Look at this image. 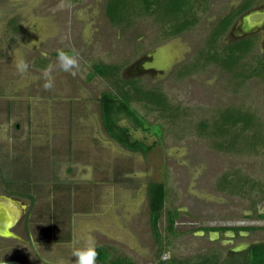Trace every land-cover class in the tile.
<instances>
[{"label": "rangeland", "instance_id": "obj_1", "mask_svg": "<svg viewBox=\"0 0 264 264\" xmlns=\"http://www.w3.org/2000/svg\"><path fill=\"white\" fill-rule=\"evenodd\" d=\"M107 1L0 0V183L12 185L0 186V203L6 205L7 193L23 195L15 200L13 231L24 240L0 238V262L75 264L70 242L86 234L108 260L133 264L193 259L208 251L224 255L233 247L264 242V220L256 218L264 216V158L260 152L218 151L217 140L198 126L205 123L212 132L218 112L231 108L250 112L264 125V82L236 77L237 69L202 59L190 74L179 77L175 71L194 63L210 30L236 0H207L197 24L170 40L162 38L154 17L112 25L105 16ZM60 49L78 54L75 76L59 69ZM15 54L27 61L26 73L17 72ZM97 64L115 65L124 80L159 88L176 109L175 121H159L133 105L150 125H162L160 138L132 132L152 147L146 155L127 151L103 131L99 99L112 86L91 76ZM49 65L55 84L45 90L42 70ZM235 171L248 181L245 192L220 189L222 177ZM151 183L166 188L159 219L163 244L169 243L167 211L178 215L179 236L164 248L154 243L150 230L146 192ZM247 218L262 230L232 240L222 232L210 237L198 231L248 226Z\"/></svg>", "mask_w": 264, "mask_h": 264}, {"label": "trees", "instance_id": "obj_2", "mask_svg": "<svg viewBox=\"0 0 264 264\" xmlns=\"http://www.w3.org/2000/svg\"><path fill=\"white\" fill-rule=\"evenodd\" d=\"M203 7V9H202ZM208 8L207 0H108L105 5V16L112 25L132 23L136 17H154L164 40L181 36L193 28L197 22V12ZM233 13L224 17L210 30L204 49L199 51V56L192 64H184L175 71L183 77L199 68L201 60L208 63H217L227 71H235L236 77L246 80L259 78L264 82V60L253 56L249 61L244 60L248 55L249 47L242 42L223 44L220 42L231 26ZM220 42V44H219ZM57 55V54H56ZM256 57V58H255ZM246 72L240 75L238 72ZM120 69L115 65L97 64L92 67L91 76L95 75L110 82L111 91L104 92L99 99L100 121L105 134L115 143L132 153L146 155L152 150L151 146L134 139L133 131L152 133L157 138L162 136L161 124L150 125L145 115L156 114L159 121H175L177 118L164 93L156 87L144 88L137 80H124L119 76ZM133 105H138L145 115L140 114ZM218 119L213 121L212 132L207 131L205 123H199V131L208 135L210 132L216 150L235 155L259 154L264 158V125L248 111L241 109H227L218 112ZM127 125H122V122ZM163 121V122H164ZM128 125H130L128 127ZM132 127V130H130ZM248 181L239 176V171L227 173L220 180V189L237 194L245 192ZM255 188V186L253 187ZM263 188V187H262ZM264 190V189H263ZM254 191V189H252ZM149 201V225L154 243L161 248L159 232V219L161 218L165 202L166 188L164 184H152L147 189ZM264 201V197H263ZM177 217L176 211H167L165 231L172 232L173 219ZM99 253L97 262L101 264H133L128 259L116 258L108 260L103 248L97 247ZM230 258L232 261H230ZM222 264H264V245H255L242 255H232ZM219 258L200 257L196 261L186 264H217ZM177 262V261H175ZM170 262L169 264H175ZM180 264H184L181 262Z\"/></svg>", "mask_w": 264, "mask_h": 264}, {"label": "flooded vegetation", "instance_id": "obj_3", "mask_svg": "<svg viewBox=\"0 0 264 264\" xmlns=\"http://www.w3.org/2000/svg\"><path fill=\"white\" fill-rule=\"evenodd\" d=\"M231 13H233L234 16H236V17H235V19H233V22H232L231 26L229 27V29L227 30V32L221 36L220 42L227 45V44L243 41V43H244L243 45H246L247 47H249L248 55L244 56V58H247L250 56L249 58L252 59L253 56H257V57L264 60V0H236L235 2H233L231 4L230 9L228 10V12H226V14L223 17H221V19H223L224 17L228 16ZM221 19H219L218 21H220ZM218 21L216 22V24L218 23ZM213 27H212V29H213ZM226 36H228V37H226ZM257 48L260 49V51H259L260 54L254 52L255 50H257ZM177 68L178 67L176 66L175 69H177ZM5 184L0 183V186L2 187V185H5ZM10 185L11 184H9V182H7L6 186L9 187ZM19 185H21V184H19ZM20 189H22V188L20 187ZM14 195H15L14 193H12V194L7 193L8 199H6V202H5L6 205L4 206L3 203L2 204L0 203V206H1V208L4 207L5 211L7 210V211L15 214V209H16L15 200L18 203V200H21L20 198H23V195H20V196L15 195L16 197ZM21 209H22V211H24V208H21ZM256 218L259 220H264V216L261 214H258L256 216ZM16 220H14V224L11 228V231H13V227L16 223ZM247 220L250 221L248 226H244V225H241V226L235 225L234 226L233 225L232 227H219V228L209 227V229L208 228H202V229H199L198 231H202L199 233L200 235H203L204 231H208V236H210V237L214 233L222 232L224 235H226V237L228 239L232 240L236 237H240V236L243 237L244 234L247 235L249 232H253L256 230H262L261 227L253 225V222H254L253 218H247ZM164 222H165V220H164ZM177 223H178V215H177V217H175L173 219V225L171 226L172 232L166 231V234H165V236H167V238L169 240V243H168V241H166L167 240L166 237H163V240L166 241V244H163L162 243V237L160 235V238H161V246L160 247H162V248H164L163 246L167 247V245L170 244L171 240H173L174 238L179 236V233H177V231L175 229V226ZM166 225L168 226V224H166ZM23 228H25V227H23ZM158 228H159V225H158ZM159 232H160V230H159ZM16 235H18L21 238V242L24 241L19 233ZM255 245H264V242L252 243L245 248L233 247V248L228 249L224 255H222L220 252H217V251H208L206 253H202V255L201 254L198 255L196 258H193V259H191V258H189V259H186V258L179 259L178 258L177 259L174 257H171V258L167 257V258L163 259V261H161L160 264H169L172 261L173 262L177 261V262H175V264H180L181 262H184V264H186L185 262L191 263L190 261H196L200 257L202 258L204 256L219 258L217 264H222V262H225V260L229 259L232 255H235V256L238 254L242 255L244 252L249 250L250 247L255 246ZM15 261H18V262L24 264L20 260H15ZM230 261H232L231 258H230Z\"/></svg>", "mask_w": 264, "mask_h": 264}, {"label": "clouds", "instance_id": "obj_4", "mask_svg": "<svg viewBox=\"0 0 264 264\" xmlns=\"http://www.w3.org/2000/svg\"><path fill=\"white\" fill-rule=\"evenodd\" d=\"M42 55L46 57L47 52H42ZM14 63L18 73L24 74L27 72L28 63L22 56L15 54ZM57 65L60 70L75 76L76 72L74 70L79 67L78 54L74 51L57 50ZM52 71L53 65H49L42 70L43 88L45 90H51L54 87L55 81ZM69 246L73 249L72 257L76 258L75 264H97L99 253L96 240L92 235L86 234L79 240H73Z\"/></svg>", "mask_w": 264, "mask_h": 264}, {"label": "water", "instance_id": "obj_5", "mask_svg": "<svg viewBox=\"0 0 264 264\" xmlns=\"http://www.w3.org/2000/svg\"><path fill=\"white\" fill-rule=\"evenodd\" d=\"M15 214L9 211H5V208L0 206V238L12 239L16 241H21V238L16 235L11 228L14 224ZM0 264H22L15 260L0 262Z\"/></svg>", "mask_w": 264, "mask_h": 264}]
</instances>
